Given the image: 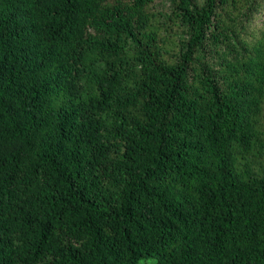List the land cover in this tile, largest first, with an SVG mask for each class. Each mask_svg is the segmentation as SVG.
Instances as JSON below:
<instances>
[{
	"label": "trees",
	"instance_id": "1",
	"mask_svg": "<svg viewBox=\"0 0 264 264\" xmlns=\"http://www.w3.org/2000/svg\"><path fill=\"white\" fill-rule=\"evenodd\" d=\"M152 3L0 0V264H264V0Z\"/></svg>",
	"mask_w": 264,
	"mask_h": 264
},
{
	"label": "rangeland",
	"instance_id": "2",
	"mask_svg": "<svg viewBox=\"0 0 264 264\" xmlns=\"http://www.w3.org/2000/svg\"><path fill=\"white\" fill-rule=\"evenodd\" d=\"M152 8L157 11H165L168 9V0H153ZM151 261V259L147 260L148 264L151 263Z\"/></svg>",
	"mask_w": 264,
	"mask_h": 264
}]
</instances>
